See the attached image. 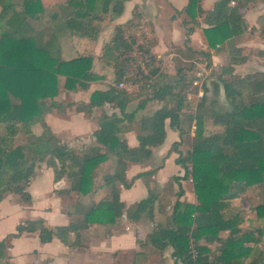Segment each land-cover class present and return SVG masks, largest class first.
<instances>
[{"label": "trees", "instance_id": "16d2710c", "mask_svg": "<svg viewBox=\"0 0 264 264\" xmlns=\"http://www.w3.org/2000/svg\"><path fill=\"white\" fill-rule=\"evenodd\" d=\"M195 2L189 0L185 9L190 10ZM246 5L247 0H216L211 9L199 10L209 24L203 32L210 46L240 36L247 27L241 11ZM0 6V123L4 124V132H0V201L9 193L19 194L28 201L30 177L36 161L42 160L52 166L55 178L63 175L68 178L69 186L59 192L74 191L79 198L92 190L95 168L111 155L114 169L103 175V183L109 186V191L85 210V219L114 221L125 207L119 198L118 185L128 187L139 175L126 179L127 162H142L151 155L152 147L165 138V120L168 118L170 127L179 134V140H174L170 149L176 150L184 135L189 139L187 153H179L175 161L184 168L183 178L191 177L197 203L176 201L169 219L172 225H158L150 239L160 247L172 246L173 264H264L260 246L264 240V227L251 226L244 213L245 207L236 205L242 194L252 187L255 201L250 207L254 210V219L264 217V72L255 70L243 75L234 72L233 64L246 59L245 47L234 42L228 45V61L212 82L217 95L222 86L229 107L214 109L202 99L197 111L185 113V86L190 79L172 92L167 84H156L150 98L165 99L166 94H171L176 105L163 104L152 114L136 119V126L141 125L145 132L136 129L138 144L135 146H129L119 134L124 121L133 120L149 97L126 111L133 97L124 88H117L112 83L105 89L94 90L87 102L77 105L79 110L92 111L94 106L108 103L117 107L120 114H104L93 132L99 144L79 150L60 142L42 114L48 108L67 104L52 97L58 91L59 74L64 76L67 88L76 84L84 86L86 81L102 75L91 71V55L62 59L55 31L45 47L37 46L28 28L29 18L45 16L51 23L60 20L73 33L92 40L103 14L110 9L120 11L121 3L119 0H64L56 6L44 7L41 0H0ZM123 31L121 25H115L113 34L98 55L103 62L114 66L115 81L125 75V62L118 61V50L120 47L128 49L131 45L126 43ZM191 31L192 27L186 28L184 43L189 41ZM145 49L151 52L148 45ZM200 53L207 57L206 65L210 66V53L204 50ZM183 79L184 76H180L178 82ZM11 95L19 101L13 102ZM193 119L194 133L190 136ZM36 122L43 127L40 134L31 129ZM20 132L25 139L15 144L13 138ZM155 199L156 194L148 189L146 197L125 209L127 216L138 219L145 213L152 219ZM71 229V223L49 228L43 219H27L18 223L16 231L10 235L37 230L41 241L57 235L67 242ZM192 248L197 250L196 257L192 256ZM6 258V244L2 238L0 259L7 261Z\"/></svg>", "mask_w": 264, "mask_h": 264}, {"label": "crops", "instance_id": "0c3cea01", "mask_svg": "<svg viewBox=\"0 0 264 264\" xmlns=\"http://www.w3.org/2000/svg\"><path fill=\"white\" fill-rule=\"evenodd\" d=\"M62 1L64 0H41V3L42 6L48 7L56 6ZM188 1L119 0L122 9L117 12L110 9L103 14L102 19L98 21V32L92 40L73 33L60 20L51 23L45 16L37 19L29 18L28 28L37 46L45 47L49 36L55 31L62 59L91 55V71L102 75L100 78L86 81L84 86L76 84L73 88H67L64 76L58 75V91L52 97L67 104L48 108L42 116L52 134L60 142L79 150L87 145L99 144L93 132L98 127L101 117L112 112L120 114L116 107L109 108L111 106L108 103L94 106L92 111L79 110L77 107L87 102L94 90L108 87L107 83L109 84L110 80L108 75L105 78L103 74L109 64L103 62L98 55L102 46L113 34L115 25L124 28L123 36L126 39L128 36H133L135 41L143 43L145 36L149 49L157 57L162 56L164 52L167 54L165 59L169 60L178 55V51L183 54L186 49L189 54L208 51L211 64L215 68L218 67L217 61H220L221 66L227 63L228 45L234 42L237 46L245 47L246 53L244 61L233 64L234 72L241 75L255 70L264 72V0H247V5L241 8L246 29L238 38H226L216 46L208 44L203 30L209 27V24L204 20V13L199 12L200 9L204 11L211 9L216 0H196L187 11L185 8ZM104 18L108 26L106 31L103 29L105 25L101 24ZM187 27H192V31L189 34V41L184 43ZM150 41H153L151 45ZM70 47L79 48L80 51L75 56L65 57L69 54ZM260 53L263 58L258 56ZM220 92L225 97L222 87ZM11 99L13 102L19 101L13 95ZM159 100L152 98L145 102L136 112L133 120L124 121L125 125L122 126L119 135L126 139L129 146L138 144L136 119L143 113H149L145 112L147 108L155 110L160 107L162 104ZM127 108L128 106L126 111H131ZM31 129L34 133L40 134L43 127L40 122H36L32 124ZM165 131L163 142L152 147V153L145 161L127 162L126 179L131 180L137 173L139 175L134 177L128 187L123 184L118 185L119 198L125 207L123 213L111 222H92L85 219V210L109 191V186L103 183V175L114 169L111 155L95 168L92 190L81 194L79 198L74 191L59 192L69 186L68 178L65 175L55 178L52 166L45 160L36 161L27 186L30 199L25 201L19 194L9 193L0 201V239H5L8 256L6 258L8 262L0 259V264H173L172 246L170 244L158 246L150 239V234L158 225H172L169 221L171 217L169 209L172 205L174 207L176 201L197 203V198L193 185L191 186L188 180L183 178V166L175 161L179 153L186 152L187 139L184 135L177 149H170L171 143L179 140V134L170 127L167 119ZM0 132H4L2 123H0ZM192 135L191 128L190 136ZM24 139L25 135L20 132L14 136L13 141L17 144ZM148 189L156 194L153 218H148L145 213L138 219L127 216L125 209L146 197ZM38 218L43 219L44 224L49 228L71 223L72 229L68 234V241L62 240L57 235H53L48 241H41L37 230L25 231L18 236L10 235L16 231L18 223ZM261 219H255L257 222H254V225L264 227ZM249 223L253 226V222ZM260 246L263 249L264 260V240Z\"/></svg>", "mask_w": 264, "mask_h": 264}, {"label": "rangeland", "instance_id": "374dc122", "mask_svg": "<svg viewBox=\"0 0 264 264\" xmlns=\"http://www.w3.org/2000/svg\"><path fill=\"white\" fill-rule=\"evenodd\" d=\"M110 13L112 12L110 11ZM101 24H103V26L105 25L103 29L106 31L108 26H106L107 22L105 18L104 20H102ZM146 39L147 38L143 36V43L136 40L138 42L137 43L134 38L132 40V37L128 36V39H126V43H130V47L128 49L120 47L118 50V61H120V63L125 62V75L122 79H120V81L122 80L123 82H125L127 84L125 86H129L130 91H127L124 88L125 86L120 87L118 85L119 81L114 80L115 68L113 65L106 66L105 72L103 74L105 78L108 75V80H110L109 84L107 83V85H112V83H114L117 88H124L127 92L132 94L133 99L128 102L127 110H132L137 106L139 102L147 97H149V99L146 100V103L151 100L152 98H150L149 95L152 94V88L153 86H156V84H158L159 86L167 84V86H169V92H172V90H176L175 88H179L184 85L185 80L187 79H190V81L185 86V98L183 100V105L185 106L184 110H186L185 113L192 114L191 111H197L199 103L202 99L207 104L210 103L211 107H213L214 109L229 107L228 101L221 95V92L217 95L216 92L214 93L212 88V82L217 79L216 75L218 74L219 70L222 69V66L219 63L220 61H217L218 67L216 68L214 65L212 66V64L210 66H207V57L204 54L196 52L189 55L187 49L183 54L181 51H178V55L173 56L169 60L165 59V56L167 54H164V52L161 54L162 56L157 57L156 54L154 56L152 55L154 53L149 52L145 49V47H147V43L145 41ZM70 49L71 50L69 54H66L65 57L75 56L80 51L79 48L76 47H70ZM261 55L262 53H260L258 56L263 58ZM153 68H155L154 71L151 70ZM180 76H184V79L181 82H178V78ZM194 80H197V83H194ZM153 83H155V85H153ZM175 84H177V86ZM199 92H201V94H199ZM165 96V99L159 100L161 101L160 104H168L171 106L176 105V101L171 94H166ZM153 111L154 110H151V108H147L145 112L149 113H143V115H139L138 118L140 116L150 115L153 113ZM184 117H186V115H184ZM205 118L208 119V117ZM167 122L169 124L168 118ZM194 122L195 120L193 119L191 125L192 133H194ZM136 127V129H138V132H145L141 125H137ZM186 139L187 149L185 153H187V150L190 147L189 139ZM190 168L191 167L189 166V170ZM187 180L188 183L192 186L193 183L190 176ZM253 194L254 191L252 190V187H249L246 192L242 194V197L237 201L236 205L238 207H245L244 213H246V216L248 218L247 222H253V226H256L254 225V222H257L254 219V210L250 207L255 201ZM172 209L173 205L170 207L169 212H171ZM261 221L264 222V219L262 218ZM201 241H203V238Z\"/></svg>", "mask_w": 264, "mask_h": 264}, {"label": "built area", "instance_id": "2783aa9c", "mask_svg": "<svg viewBox=\"0 0 264 264\" xmlns=\"http://www.w3.org/2000/svg\"><path fill=\"white\" fill-rule=\"evenodd\" d=\"M193 82H194V83H197V80H194ZM118 85H119L120 87H123V86H125V85H127V84L121 80V81L118 82ZM124 88H125L126 90H129V86H125ZM199 94H201V92H199ZM196 255H197V250H196V248H192V256H193V257H196Z\"/></svg>", "mask_w": 264, "mask_h": 264}]
</instances>
